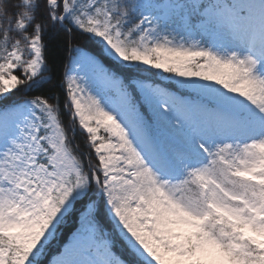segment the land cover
Masks as SVG:
<instances>
[{
    "label": "snow or ice",
    "instance_id": "6c2138e0",
    "mask_svg": "<svg viewBox=\"0 0 264 264\" xmlns=\"http://www.w3.org/2000/svg\"><path fill=\"white\" fill-rule=\"evenodd\" d=\"M0 264H264V0H0Z\"/></svg>",
    "mask_w": 264,
    "mask_h": 264
},
{
    "label": "trees",
    "instance_id": "16d2710c",
    "mask_svg": "<svg viewBox=\"0 0 264 264\" xmlns=\"http://www.w3.org/2000/svg\"><path fill=\"white\" fill-rule=\"evenodd\" d=\"M21 98H22V97H21ZM83 140H84L83 136L80 135V134H78V135H77V141L81 144V147H82V148H83Z\"/></svg>",
    "mask_w": 264,
    "mask_h": 264
}]
</instances>
